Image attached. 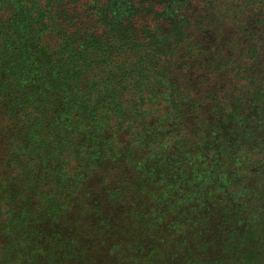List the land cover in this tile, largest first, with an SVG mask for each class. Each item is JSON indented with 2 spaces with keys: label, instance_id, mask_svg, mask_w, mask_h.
Returning <instances> with one entry per match:
<instances>
[{
  "label": "trees",
  "instance_id": "1",
  "mask_svg": "<svg viewBox=\"0 0 264 264\" xmlns=\"http://www.w3.org/2000/svg\"><path fill=\"white\" fill-rule=\"evenodd\" d=\"M197 1L0 0L10 15L0 18V101L18 170L6 200L44 208L12 215L9 259L84 264L63 230L70 197L44 189L53 182L62 195L82 188L83 227L104 264H264V81L193 129L176 119L184 103L159 121L142 111L160 94L179 103L173 79L199 46L187 33L200 28ZM231 1L208 11L264 13V0ZM89 181L101 184L91 194Z\"/></svg>",
  "mask_w": 264,
  "mask_h": 264
},
{
  "label": "rangeland",
  "instance_id": "2",
  "mask_svg": "<svg viewBox=\"0 0 264 264\" xmlns=\"http://www.w3.org/2000/svg\"><path fill=\"white\" fill-rule=\"evenodd\" d=\"M213 1L198 0L190 7L197 9L198 2H200V28L199 26L189 27L187 30V33L193 36L192 43H199V46H196L187 56V59L190 60L188 63L186 61L176 62L178 67L173 82H176L177 96L180 94L179 103L173 104V106L166 104V100L161 99L163 96L160 94V97L151 99L150 105H142V111L147 115L150 114L157 121L166 117V113H173V109L177 105L184 103V108L176 114V119L183 121V125L186 126L185 130L193 129L200 117L204 113L209 115L210 110L212 107L215 108L217 103L223 106L229 104L228 109H230L229 106L233 104L236 98L255 92L261 81H264V13L261 11L244 12L239 9L235 16L218 18L215 15L211 16L213 12L208 11ZM230 3L237 2L232 0ZM248 9L255 10L257 6ZM9 16V13L5 12L0 15V18L7 21ZM193 20L194 18L189 17V21ZM168 36V40L175 39V35ZM185 49L183 48V50ZM254 49L256 51L253 53ZM124 56L127 55L124 53ZM188 66H190L189 69H187ZM165 91L164 94L168 96L170 88L167 87ZM214 98L218 102L213 100ZM125 101L127 100H122L121 103L126 104ZM3 102L0 101V264H22L20 255H16L12 259L8 258L9 243H11L8 239L11 230V217L12 215H20L22 219L26 220L28 217L38 216L44 208L39 205V207H28L23 210L21 207L17 208V205H21L18 199L15 201L6 200L7 188L11 184L14 186L13 181L18 175V170H14V166L9 160L10 150H15V148L11 144V128L6 113L7 105ZM180 116L181 118H179ZM171 120L174 123L175 118ZM130 124H127L129 128L134 127V131L130 130L131 134L137 133L140 124ZM152 124H154L153 121ZM128 136L126 135L123 139H128ZM121 145L124 144L120 141V147ZM68 162L70 167L72 165L74 167L75 159ZM114 171L112 173H115ZM49 178V181H52V177L49 176ZM111 180V183L117 182L115 177ZM87 182L88 180L83 184L86 185ZM107 184L108 181L105 182L104 189ZM53 186L52 182L48 188H44L45 191L50 192V197L62 200L65 197H70L64 207L68 213L63 230L75 236V249L80 253H85L83 256L85 261H81L84 264H104L103 258L107 257V254L103 252V248L97 251L99 238L92 236L94 228L83 227L80 200L85 202V197L80 196L82 188L79 187L75 191L70 190L62 195L53 191ZM100 186L101 184L97 181H89L86 190L91 194V192H96Z\"/></svg>",
  "mask_w": 264,
  "mask_h": 264
}]
</instances>
